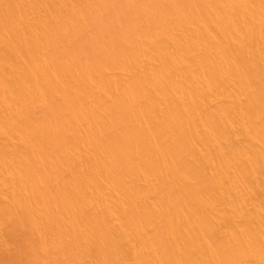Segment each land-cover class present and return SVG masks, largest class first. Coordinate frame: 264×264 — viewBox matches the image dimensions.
<instances>
[{
	"label": "bare ground",
	"instance_id": "obj_1",
	"mask_svg": "<svg viewBox=\"0 0 264 264\" xmlns=\"http://www.w3.org/2000/svg\"><path fill=\"white\" fill-rule=\"evenodd\" d=\"M251 185L264 0H0V264H264Z\"/></svg>",
	"mask_w": 264,
	"mask_h": 264
},
{
	"label": "rangeland",
	"instance_id": "obj_2",
	"mask_svg": "<svg viewBox=\"0 0 264 264\" xmlns=\"http://www.w3.org/2000/svg\"><path fill=\"white\" fill-rule=\"evenodd\" d=\"M7 52V50H4ZM0 256L5 258H11L15 254H25L28 251L27 245L25 242L19 238L15 239L11 237L12 227L9 224L8 219L4 218L1 210V206L3 202H7L8 198L6 194L0 193ZM242 202L246 204V206L252 207V202H262V196L258 193L256 186L251 185V190L244 195V199ZM261 206H264L261 203ZM236 220L239 224L244 222V216L237 215ZM224 220H220V226H224ZM26 231V229H25ZM135 260V256H130L128 258L129 262H133Z\"/></svg>",
	"mask_w": 264,
	"mask_h": 264
}]
</instances>
